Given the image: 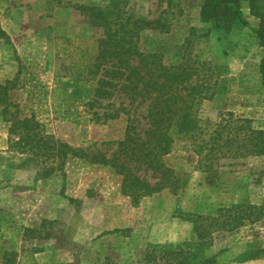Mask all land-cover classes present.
Listing matches in <instances>:
<instances>
[{
    "label": "rangeland",
    "instance_id": "374dc122",
    "mask_svg": "<svg viewBox=\"0 0 264 264\" xmlns=\"http://www.w3.org/2000/svg\"><path fill=\"white\" fill-rule=\"evenodd\" d=\"M111 1L0 0V26L8 36L0 39V82L14 79L11 99L27 114L34 112L45 137L107 157L116 152L129 119L142 121L145 107L124 104L126 109L119 110V100L112 108L79 103L62 118L63 108L53 112L49 91L55 80H66L70 61L91 59L101 34L86 15L66 4L106 7ZM196 1L121 3L136 16L159 18L168 25V33L141 32L145 51L161 52L165 63L190 54L222 66L227 86L200 104L201 118L232 111L264 128V104L252 95L263 55L253 32L259 20L251 18L234 34L213 33L209 24L197 20ZM255 20L257 26H252ZM29 76L34 94L41 98L38 106L26 99ZM109 112L116 116L108 118ZM7 136L0 110V264H171L177 251L196 254L199 264L203 259H211L204 264H235L256 254L239 252L242 239L257 231L249 228L253 223H245L239 235L215 237L202 245L184 218L213 215L219 207L242 201L264 205L263 157L232 160L209 177L193 170L188 142L177 141L163 162L182 179L181 188L176 194L164 188L133 204L120 192L117 176L82 159L68 158L62 171L39 178L34 157L7 151ZM139 175L151 183L157 180L149 170ZM147 253L153 254V262L144 261Z\"/></svg>",
    "mask_w": 264,
    "mask_h": 264
},
{
    "label": "trees",
    "instance_id": "16d2710c",
    "mask_svg": "<svg viewBox=\"0 0 264 264\" xmlns=\"http://www.w3.org/2000/svg\"><path fill=\"white\" fill-rule=\"evenodd\" d=\"M66 5L86 15L101 34L95 40L91 59L70 61L65 66L66 80H55L49 91L53 112L63 108L61 117L66 118L75 104L112 108L119 100V110L126 109L124 104L134 108L144 106L145 113L142 121L135 117L129 119L116 152L107 157L45 137L34 112L27 114L11 99L9 92L14 79L0 82V110L7 125V151L34 157L39 178L62 171L68 158L82 159L117 176L122 195L137 204L143 197L164 188L173 194L181 188L182 179L163 162V157L172 152L177 141L188 142L193 170L205 172L209 177L217 175L218 169L231 164L232 160L264 158V128L255 127L251 119L232 111L219 112L215 119L199 116L200 104L211 101L227 86L221 65L194 59L190 54L165 63L161 52L145 51L140 43L141 32L151 29L168 33V25L159 18L136 16L121 0H112L106 7ZM243 8L259 20L253 32L263 48V55L258 78L252 83V95L264 104V0H203L199 21L209 24L210 29L229 33L239 25H248L242 15ZM0 39L8 40L1 26ZM25 81L29 82L25 88L26 99L38 106L41 98L34 94L30 76ZM105 115L116 116L111 112ZM140 170L151 171L157 180L151 183L139 175ZM263 218V204L242 201L219 207L213 215L195 214L184 219L192 223L197 239L206 245L215 237L224 238L245 223ZM174 257L175 262L171 264L200 263L194 253L177 251ZM153 258L152 253H147L144 261L153 262ZM210 260L203 259L201 264Z\"/></svg>",
    "mask_w": 264,
    "mask_h": 264
},
{
    "label": "crops",
    "instance_id": "0c3cea01",
    "mask_svg": "<svg viewBox=\"0 0 264 264\" xmlns=\"http://www.w3.org/2000/svg\"><path fill=\"white\" fill-rule=\"evenodd\" d=\"M202 2H203V0H197L196 1V4H197V20L198 21H199V10H200V6H201ZM242 15L248 22L251 21V18L253 19V16H251L249 14V11L247 8L242 10ZM252 22H251L252 26H257L256 24L258 21L255 20ZM237 31H239V29H236V28H235V30L233 29L229 33H226L224 31L217 30V29H212L213 33L225 34V35L234 34ZM261 57H262V53L258 59H260ZM260 225H263V226H260ZM244 228H245V226H241V227L235 229L234 231H232L231 233L227 234L225 237H231L232 238V236L234 237L235 235H239L240 233L244 232V230H245ZM249 228H251V230L256 229L257 231L255 233H250L249 236L247 235L246 237H244V239H242L244 241H242L240 243L241 244L240 246H242L243 249L241 251L239 250V252L253 251V252H256V254L254 256H252V258L241 260L239 262H236L235 264H264V218L260 219L258 222H254L253 224H249Z\"/></svg>",
    "mask_w": 264,
    "mask_h": 264
}]
</instances>
